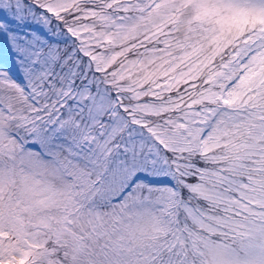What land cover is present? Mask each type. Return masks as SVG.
Returning <instances> with one entry per match:
<instances>
[{
    "label": "snow or ice",
    "instance_id": "1",
    "mask_svg": "<svg viewBox=\"0 0 264 264\" xmlns=\"http://www.w3.org/2000/svg\"><path fill=\"white\" fill-rule=\"evenodd\" d=\"M0 264H264V0H0Z\"/></svg>",
    "mask_w": 264,
    "mask_h": 264
}]
</instances>
